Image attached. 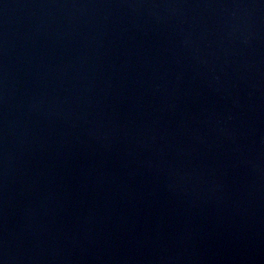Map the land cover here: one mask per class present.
Returning <instances> with one entry per match:
<instances>
[{"label":"water","instance_id":"water-1","mask_svg":"<svg viewBox=\"0 0 264 264\" xmlns=\"http://www.w3.org/2000/svg\"><path fill=\"white\" fill-rule=\"evenodd\" d=\"M0 264H264V0H0Z\"/></svg>","mask_w":264,"mask_h":264}]
</instances>
